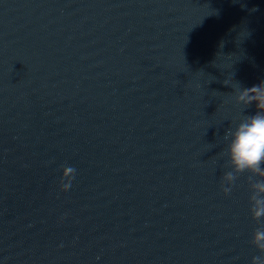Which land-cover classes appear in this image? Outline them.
Wrapping results in <instances>:
<instances>
[{
	"label": "clouds",
	"instance_id": "obj_1",
	"mask_svg": "<svg viewBox=\"0 0 264 264\" xmlns=\"http://www.w3.org/2000/svg\"><path fill=\"white\" fill-rule=\"evenodd\" d=\"M235 102L243 108L255 105V114L243 116L225 133L227 166L223 175L222 190L227 195L237 179L247 175L250 189V213L253 220H264V82L248 88L236 89ZM75 168L66 166L62 172V191H68L75 178ZM251 243L261 253L251 259V264H264V225L257 227Z\"/></svg>",
	"mask_w": 264,
	"mask_h": 264
}]
</instances>
